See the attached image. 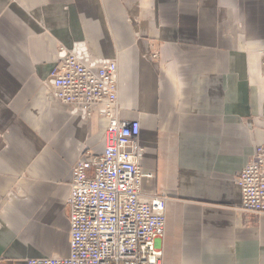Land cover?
I'll use <instances>...</instances> for the list:
<instances>
[{"label": "crops", "instance_id": "1", "mask_svg": "<svg viewBox=\"0 0 264 264\" xmlns=\"http://www.w3.org/2000/svg\"><path fill=\"white\" fill-rule=\"evenodd\" d=\"M60 51L117 64L162 264H264L235 183L264 146V0H0V264L68 257L72 168L104 152L106 121L50 96Z\"/></svg>", "mask_w": 264, "mask_h": 264}, {"label": "built area", "instance_id": "2", "mask_svg": "<svg viewBox=\"0 0 264 264\" xmlns=\"http://www.w3.org/2000/svg\"><path fill=\"white\" fill-rule=\"evenodd\" d=\"M46 85L51 98L81 117L95 114L106 121L105 147L100 156L83 152L72 168L68 257L26 264H162L156 241L165 233V200L144 197L143 183L154 175L140 168L144 149L138 121L120 117L116 62L60 51ZM235 183L240 210L264 215V146L256 148Z\"/></svg>", "mask_w": 264, "mask_h": 264}]
</instances>
